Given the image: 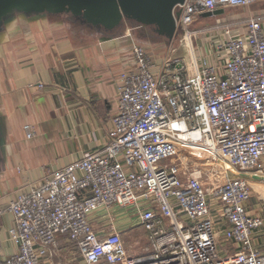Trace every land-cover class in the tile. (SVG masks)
Wrapping results in <instances>:
<instances>
[{
  "label": "built area",
  "instance_id": "obj_1",
  "mask_svg": "<svg viewBox=\"0 0 264 264\" xmlns=\"http://www.w3.org/2000/svg\"><path fill=\"white\" fill-rule=\"evenodd\" d=\"M257 2L264 0H183L176 36L187 43L204 11ZM263 17L247 18L244 31L223 27L216 47L224 75L209 60L194 62L191 73L179 57L157 63L133 45L134 69L120 73L109 139L0 208L13 216L15 245L8 255L0 245V264H39L52 256L59 234L88 264H264L252 242L263 220L245 205L264 156ZM215 203L228 223L226 238L239 246L232 256L218 253ZM115 207L147 231L145 252L128 254L113 224ZM97 212L104 234L92 225Z\"/></svg>",
  "mask_w": 264,
  "mask_h": 264
},
{
  "label": "crops",
  "instance_id": "obj_2",
  "mask_svg": "<svg viewBox=\"0 0 264 264\" xmlns=\"http://www.w3.org/2000/svg\"><path fill=\"white\" fill-rule=\"evenodd\" d=\"M254 4L227 7L247 8ZM190 39L191 44L190 40L186 43L179 39L174 44L176 33L169 38L153 25L123 20L106 28L64 11L15 10L7 14L0 22V208L17 193L28 191L44 177L109 139L111 119L117 110L120 73L134 69L133 45L145 47L157 63L179 57L191 73L197 60L192 41L195 36ZM216 46H212L209 61L218 64L224 75L225 58ZM25 124L34 131L30 137ZM257 173L258 170L251 175L245 205L263 220L252 231L253 246L262 252L264 180L255 177ZM113 213V224L124 244L136 246L140 240L144 245L148 243L147 231L132 212L115 207ZM211 215L219 255L232 256L239 246L226 238L228 223L218 212V204H214ZM13 222L9 211L0 213L4 255L15 250L9 238ZM92 225L102 234L108 228L103 226L106 222L100 212L94 214ZM39 264L88 263L76 244L59 234L52 256L42 257ZM99 264L108 263L102 260Z\"/></svg>",
  "mask_w": 264,
  "mask_h": 264
},
{
  "label": "water",
  "instance_id": "obj_3",
  "mask_svg": "<svg viewBox=\"0 0 264 264\" xmlns=\"http://www.w3.org/2000/svg\"><path fill=\"white\" fill-rule=\"evenodd\" d=\"M183 0H0V22L10 12H71L91 24L113 28L123 20L153 25L172 38L175 34L176 6ZM223 7L201 13L202 17L222 14ZM255 177H259L255 175ZM260 178V177H259Z\"/></svg>",
  "mask_w": 264,
  "mask_h": 264
},
{
  "label": "rangeland",
  "instance_id": "obj_4",
  "mask_svg": "<svg viewBox=\"0 0 264 264\" xmlns=\"http://www.w3.org/2000/svg\"><path fill=\"white\" fill-rule=\"evenodd\" d=\"M260 17L264 16V2L256 3L247 8H225L224 12L219 15L212 17L199 18L193 24L192 29L195 30V35H192V38L195 36V39L192 40L195 44V58L197 62L202 60H209L212 46L217 45L219 40L224 36L222 32L223 27L232 28L234 33L242 31L244 29L243 23H245L247 18L250 17ZM264 24V17H263ZM176 42H179L178 38ZM188 43V42H187ZM191 44V39H190ZM264 161L261 160L259 164L255 167V170H258V176L264 180V171L263 167ZM127 252L129 255L140 254L141 252L146 251L147 243L140 242L135 246H130L125 244Z\"/></svg>",
  "mask_w": 264,
  "mask_h": 264
}]
</instances>
